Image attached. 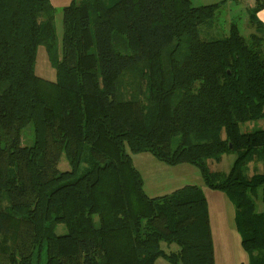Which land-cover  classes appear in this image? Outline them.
Returning a JSON list of instances; mask_svg holds the SVG:
<instances>
[{
  "label": "trees",
  "instance_id": "obj_1",
  "mask_svg": "<svg viewBox=\"0 0 264 264\" xmlns=\"http://www.w3.org/2000/svg\"><path fill=\"white\" fill-rule=\"evenodd\" d=\"M226 5L72 0L57 55L51 0H0V264H215L203 188L149 195L128 149L195 167L234 205L249 264H264V0L246 36L234 17L221 33ZM40 45L56 81L35 73ZM126 75L145 90L121 96ZM226 154L228 171L209 166Z\"/></svg>",
  "mask_w": 264,
  "mask_h": 264
},
{
  "label": "rangeland",
  "instance_id": "obj_2",
  "mask_svg": "<svg viewBox=\"0 0 264 264\" xmlns=\"http://www.w3.org/2000/svg\"><path fill=\"white\" fill-rule=\"evenodd\" d=\"M72 0H51L52 5L55 7L56 12L54 16V25H55V48L57 49V55H60L61 48H62V38L64 33L63 28V12L62 8L66 5H69ZM79 1V0H78ZM108 1V0H106ZM203 0H193L194 5H200L203 4ZM249 5L254 6L255 3L253 0H243L240 2V4H235L232 6H229L227 4L224 8H222L221 15L217 18V24L218 27L221 29V33L227 34L229 30V23L230 19L234 17L235 20L238 21L240 25V29L243 35H248L250 33V30L247 25V19L249 15ZM35 73L49 81H56L57 79V71L50 63L47 48L45 45H40L37 49L36 53V61H35ZM143 85L141 84V79L129 77V76H123L120 79L119 82V90L121 96L124 98H127L130 96L132 91L134 90H145ZM264 125V121L260 120L255 124V128L262 127ZM250 126L252 127L253 124L251 123H245L242 125V130L246 131L247 129H250ZM32 132L31 125H28L23 130L22 135V143L23 144H30L32 141V136L30 135ZM128 153L131 155L135 166L139 169V171L142 173V176L144 178V186L145 190L149 195H164L167 193L172 192L173 190L180 188L187 184H200L203 187V191L209 192V189L207 186H205L204 182L202 181L201 174L199 171L191 166V165H185L192 168L191 172L182 173L181 170H175L173 169L174 166H169L165 163H162L158 161L152 154L148 152L143 153H133L128 149ZM235 155L234 154H226L222 156V161L217 163L214 160H209V166L212 169H220L223 171H228L234 161ZM58 167L60 170H66L69 169V164L65 158L64 153L61 155V158L58 163ZM261 169V164L255 163L250 164L249 170L246 172L248 174H252L256 171H259ZM176 182L182 183L180 186H176ZM154 183L158 184V188L155 190H151L150 186ZM219 192V191H217ZM221 194H223L221 192ZM257 201V209L259 211L264 209V189L263 192H258V195L256 196ZM59 232L63 231V226H59L58 229ZM11 241V239H10ZM9 241V243H10ZM156 264H170L163 258H159L156 262Z\"/></svg>",
  "mask_w": 264,
  "mask_h": 264
},
{
  "label": "crops",
  "instance_id": "obj_3",
  "mask_svg": "<svg viewBox=\"0 0 264 264\" xmlns=\"http://www.w3.org/2000/svg\"><path fill=\"white\" fill-rule=\"evenodd\" d=\"M216 1L220 0H203L204 3ZM225 1L226 4H229V6H235V4H240L243 0ZM253 1L256 3V0ZM249 7L251 8L253 6L249 5ZM257 16L264 23V6L257 12ZM185 165L188 164H180L174 166L173 169L176 171L181 170L182 173L191 172L192 168ZM180 185H182V183L176 182V186ZM200 186L202 187V185ZM150 188L151 190H155L158 188V184L154 183L150 186ZM155 194L156 195L151 196H158L157 193ZM205 194L209 208V218L215 252V264H249L248 254L242 248L241 237L235 225L234 205L227 198V196L221 194V192L211 189L209 192L206 191Z\"/></svg>",
  "mask_w": 264,
  "mask_h": 264
},
{
  "label": "bare ground",
  "instance_id": "obj_4",
  "mask_svg": "<svg viewBox=\"0 0 264 264\" xmlns=\"http://www.w3.org/2000/svg\"><path fill=\"white\" fill-rule=\"evenodd\" d=\"M261 2V1H260Z\"/></svg>",
  "mask_w": 264,
  "mask_h": 264
}]
</instances>
